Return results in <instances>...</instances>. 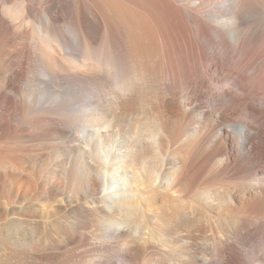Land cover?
Here are the masks:
<instances>
[{
	"label": "bare ground",
	"instance_id": "obj_1",
	"mask_svg": "<svg viewBox=\"0 0 264 264\" xmlns=\"http://www.w3.org/2000/svg\"><path fill=\"white\" fill-rule=\"evenodd\" d=\"M37 146L69 190L14 189L0 255L77 264L82 218L119 264H264V0H0V165Z\"/></svg>",
	"mask_w": 264,
	"mask_h": 264
},
{
	"label": "rangeland",
	"instance_id": "obj_2",
	"mask_svg": "<svg viewBox=\"0 0 264 264\" xmlns=\"http://www.w3.org/2000/svg\"><path fill=\"white\" fill-rule=\"evenodd\" d=\"M37 147L29 149L28 154L25 156H18L15 160L10 157L9 160L4 161V165H0V203L13 199L15 194L13 191L16 188H21L28 195L36 197L38 200H43L46 197V193L53 188H59L61 192L69 190L68 186H62V188H60L57 180L51 178V169L46 166L52 161L51 155H47L48 152L43 149V147H40L41 149L39 146ZM32 160H35L40 166L35 172L30 170L29 165ZM223 184H229V182L226 181L223 182ZM180 198L186 206L192 202L190 197L181 195ZM161 204L162 203L158 202V205ZM192 204L195 207L197 206L195 203ZM61 223L62 220L56 223V231L59 234L61 233V239L58 240L57 243L59 245L65 243L70 251L76 254L80 252L79 254L84 256V259L77 264H105L107 261H112L113 264H119V262H117L119 242L117 240L103 242L100 231L86 225L82 218L77 221L72 220L71 222H67V225L63 224L64 226H61ZM196 223L197 225H201L202 229H204V234L209 239L208 244L210 243V249H214L213 239H215L214 242L218 243V241L224 239L226 235H235L237 232L235 229L236 225L232 227L231 225L221 227V225L213 219L212 221H208L202 218L197 220ZM104 243L108 245L105 249H110L111 251L110 257L103 255L100 260L96 255L99 254L100 246ZM249 243L245 248L243 246L241 248L255 249L256 251H259V249L262 250L263 243L260 239H256ZM24 262L25 260H23L22 263L20 258L15 255H0L1 264H24Z\"/></svg>",
	"mask_w": 264,
	"mask_h": 264
}]
</instances>
